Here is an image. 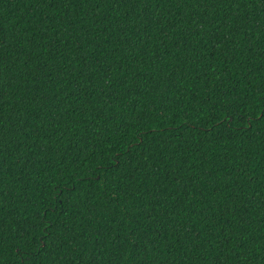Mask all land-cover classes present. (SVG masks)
<instances>
[{
	"label": "trees",
	"instance_id": "16d2710c",
	"mask_svg": "<svg viewBox=\"0 0 264 264\" xmlns=\"http://www.w3.org/2000/svg\"><path fill=\"white\" fill-rule=\"evenodd\" d=\"M0 264H264V0H0Z\"/></svg>",
	"mask_w": 264,
	"mask_h": 264
}]
</instances>
